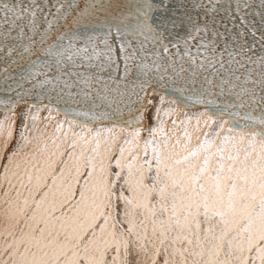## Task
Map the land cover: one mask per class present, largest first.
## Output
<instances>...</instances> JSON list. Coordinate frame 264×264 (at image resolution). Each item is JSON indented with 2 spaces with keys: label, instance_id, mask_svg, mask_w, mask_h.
<instances>
[{
  "label": "snow or ice",
  "instance_id": "1",
  "mask_svg": "<svg viewBox=\"0 0 264 264\" xmlns=\"http://www.w3.org/2000/svg\"><path fill=\"white\" fill-rule=\"evenodd\" d=\"M253 5L0 0V264H264Z\"/></svg>",
  "mask_w": 264,
  "mask_h": 264
},
{
  "label": "water",
  "instance_id": "2",
  "mask_svg": "<svg viewBox=\"0 0 264 264\" xmlns=\"http://www.w3.org/2000/svg\"><path fill=\"white\" fill-rule=\"evenodd\" d=\"M14 2V0H13ZM115 2L118 3H123V0H115ZM154 2L159 3L160 0H154ZM172 3H175V0H172ZM258 4H259V0H254V5L252 8L247 9L246 11L248 12V20L251 21L256 29V36L259 37V35L261 34V22H260V17L255 15L256 11H259L258 8ZM82 6V5H81ZM233 7H235V3L233 2ZM171 14V7L169 9V12L166 15H170ZM218 19H220L221 17H217ZM236 23L239 24V17H236ZM229 27H232V25L229 23L228 25ZM220 31H225L224 27L221 26ZM238 33V29L235 27H232V32L229 34L228 39L231 40V36L232 35H236ZM245 33L246 35L243 37L244 40L248 41L249 44H251L254 41V37L251 35V33L247 32V29H245ZM15 34V32L13 33ZM259 49V45L257 44V50ZM0 55H3V53H0ZM6 63V61H0V67H3L4 64ZM121 70H122V65H121ZM0 98H4L7 99L6 94H4L3 92H0ZM29 101L31 102V98H29Z\"/></svg>",
  "mask_w": 264,
  "mask_h": 264
},
{
  "label": "rangeland",
  "instance_id": "3",
  "mask_svg": "<svg viewBox=\"0 0 264 264\" xmlns=\"http://www.w3.org/2000/svg\"><path fill=\"white\" fill-rule=\"evenodd\" d=\"M149 99H152V100H157L158 99V97H156V96H150L149 97ZM30 102V101H29ZM23 107L24 106H21V107H19L18 109H17V111L19 112V111H22L23 110ZM201 109L200 108H194V109H191V111H200ZM3 115V110L2 109H0V116H2Z\"/></svg>",
  "mask_w": 264,
  "mask_h": 264
}]
</instances>
